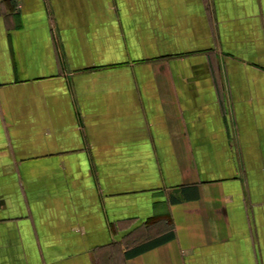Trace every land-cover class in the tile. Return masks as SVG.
Here are the masks:
<instances>
[{"label":"crops","instance_id":"1","mask_svg":"<svg viewBox=\"0 0 264 264\" xmlns=\"http://www.w3.org/2000/svg\"><path fill=\"white\" fill-rule=\"evenodd\" d=\"M0 264H264V0H0Z\"/></svg>","mask_w":264,"mask_h":264},{"label":"trees","instance_id":"2","mask_svg":"<svg viewBox=\"0 0 264 264\" xmlns=\"http://www.w3.org/2000/svg\"><path fill=\"white\" fill-rule=\"evenodd\" d=\"M174 237V232H169L161 237H158L154 240L148 241L138 247H136L135 249L131 250V252L128 255H136L139 254L141 252H144L150 248H152L153 246L159 245L167 240H170Z\"/></svg>","mask_w":264,"mask_h":264}]
</instances>
